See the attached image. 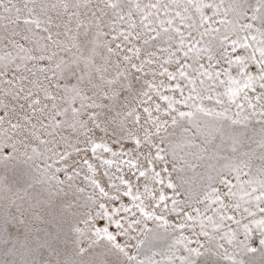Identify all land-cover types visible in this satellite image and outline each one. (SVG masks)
I'll return each mask as SVG.
<instances>
[{
    "label": "snow or ice",
    "instance_id": "1",
    "mask_svg": "<svg viewBox=\"0 0 264 264\" xmlns=\"http://www.w3.org/2000/svg\"><path fill=\"white\" fill-rule=\"evenodd\" d=\"M0 264H264V0H0Z\"/></svg>",
    "mask_w": 264,
    "mask_h": 264
}]
</instances>
